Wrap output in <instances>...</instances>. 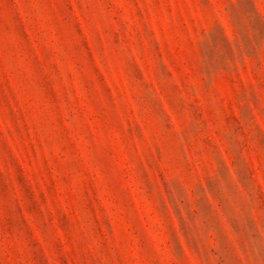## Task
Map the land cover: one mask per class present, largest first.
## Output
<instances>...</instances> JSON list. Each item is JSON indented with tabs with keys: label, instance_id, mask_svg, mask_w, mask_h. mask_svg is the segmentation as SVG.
<instances>
[{
	"label": "rangeland",
	"instance_id": "1",
	"mask_svg": "<svg viewBox=\"0 0 264 264\" xmlns=\"http://www.w3.org/2000/svg\"><path fill=\"white\" fill-rule=\"evenodd\" d=\"M0 264H264V0H0Z\"/></svg>",
	"mask_w": 264,
	"mask_h": 264
}]
</instances>
